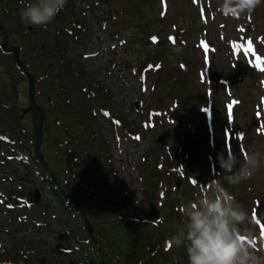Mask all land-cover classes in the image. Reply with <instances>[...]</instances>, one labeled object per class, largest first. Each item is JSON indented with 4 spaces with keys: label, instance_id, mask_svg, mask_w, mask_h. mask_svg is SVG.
<instances>
[{
    "label": "rangeland",
    "instance_id": "rangeland-1",
    "mask_svg": "<svg viewBox=\"0 0 264 264\" xmlns=\"http://www.w3.org/2000/svg\"><path fill=\"white\" fill-rule=\"evenodd\" d=\"M222 3L223 0H140L132 13L140 22L138 28L124 13L112 11L114 0H71L84 30H75L76 35L70 36L64 30L58 32L53 24L42 26L50 37L59 34L53 38L58 51L45 50L33 62L35 69L48 65L52 70L58 54H62L71 65L75 63L106 87L112 108L132 121L136 133H126L102 108L92 106L109 145L115 177L133 200L143 201L139 208L144 209V202L147 204L143 193L149 190L150 181L145 176L150 168L157 165L156 170L160 171L164 166H173L179 170L187 165V178L195 185L187 191L190 199L196 200L211 180L220 181L247 209L252 218L249 227L254 231L250 243L259 248L264 236L252 213L257 204L264 206V166L247 181L229 186L220 174L216 157L218 153H246L250 146L264 151V0L250 14L228 15L221 10ZM12 5L16 6L15 13L10 11L14 32L33 45L43 41L42 35L28 30L30 24L22 22L23 8L15 2ZM18 22L21 27L16 29L13 25ZM151 33L158 41L148 38ZM249 41L255 48L252 54L246 49ZM50 43L41 44L46 48ZM154 50L169 76L152 92V71L142 72L140 66ZM253 54L262 58L260 68L252 64ZM11 59L0 54V98L23 109L28 106L27 84L24 92L25 81L14 70ZM167 86L172 87L179 103L168 99ZM81 97L77 93L70 99L83 101ZM181 138L188 144L179 162L177 148ZM2 156L0 149V256L12 248L22 250L21 245L25 244L29 249L18 252H31L30 264H40L41 259L42 264H76V241L60 232V225L52 218L55 212L41 216L40 211L55 203V198L39 188L37 180L26 173L25 166L14 162L15 158L2 163ZM192 168L200 178L191 172ZM161 178L166 185L172 182ZM183 183L185 186L184 181L178 182L177 193ZM34 186L41 195L37 207L27 197ZM17 197L18 205L14 206ZM169 198L177 207L173 194ZM162 205L163 199L161 208ZM172 206L169 212H175ZM85 214L93 221L91 212ZM79 222L77 217L66 221V226L76 230ZM140 227L142 231L150 230L148 225ZM97 241L103 248L104 244ZM3 260L0 264H6ZM26 261L20 257V264Z\"/></svg>",
    "mask_w": 264,
    "mask_h": 264
},
{
    "label": "trees",
    "instance_id": "trees-1",
    "mask_svg": "<svg viewBox=\"0 0 264 264\" xmlns=\"http://www.w3.org/2000/svg\"><path fill=\"white\" fill-rule=\"evenodd\" d=\"M12 2L13 0H0V24L6 31L7 42L17 46L26 69L34 78V99L41 107L44 119L40 142L42 158L64 195L78 199L84 213L91 212L93 221L90 223L98 228L101 244H104L105 264H187L185 250L174 246L169 239L176 226L183 223L184 217L179 212H169L171 204H168V210L165 205V208L162 206L161 212L158 209L160 205L157 204L159 197L155 198L156 189L160 188L158 177L165 174V169L160 175L155 167H152L149 175L145 176L150 183L149 190L143 193L148 204L145 205L144 202V209L139 208L143 201L133 200L124 194L123 185L111 168L109 145L99 129L92 106L95 104L105 110L126 133L136 132L134 124L112 108L106 87L96 83L89 74L83 73L75 63L71 65L67 59L57 58L54 69L50 70L48 65L35 69L33 61L40 59L38 53L48 49L57 50L53 47L54 36L50 37L41 26L35 25H30L31 31L44 38L36 45L17 35L11 22L10 11L15 13L16 10L10 4ZM139 2L140 0H114L116 6L112 11L124 13L130 18L132 25L140 28V22L132 14L138 8ZM70 3L71 0H67L64 9L57 14L53 23L58 32L66 29L70 34L76 35L74 31L84 30V24L74 14ZM109 16L111 14L107 15ZM13 27H21L20 22ZM42 42L45 45L51 42V46L48 45L46 49L44 44H40ZM11 63L18 76L25 81V92L26 79L12 59ZM148 64L152 67L151 89L154 92L160 83L166 82L169 75L156 50L146 58L140 69L143 70ZM170 84L171 82L168 85ZM172 92V87L167 86L168 99L179 103V98ZM77 93L82 96L83 101L72 102L70 97ZM33 136L30 113L23 111L16 103L0 98V149L3 152L1 161L4 160L2 163L15 158L14 162L25 166L26 173L37 180V186L55 198V203L47 205L46 209L40 212H56V221L62 225L63 222L79 218L76 208L70 202L63 201L59 189L34 157ZM187 144L183 142L180 150L185 151ZM143 160L147 161V156H144ZM143 166L145 165L142 163ZM163 185L162 195L165 198L169 196L170 187L167 186L168 182ZM182 195L186 196L185 193ZM10 197L13 198L12 195ZM139 209L143 211L137 212ZM139 225H148L150 230L142 231ZM118 228L120 234L117 232ZM21 247L29 249L25 244ZM112 252H115V255H111ZM13 253L12 248L3 256H11ZM82 259L86 264L96 262L94 256L88 253Z\"/></svg>",
    "mask_w": 264,
    "mask_h": 264
},
{
    "label": "clouds",
    "instance_id": "clouds-1",
    "mask_svg": "<svg viewBox=\"0 0 264 264\" xmlns=\"http://www.w3.org/2000/svg\"><path fill=\"white\" fill-rule=\"evenodd\" d=\"M261 2L223 0L221 10L228 15L250 14ZM22 3V22L46 26L64 9L67 0H22ZM216 162L224 181L229 186H238L264 166V151L250 146L239 155L218 153ZM200 191L196 200L180 207L183 223L169 237L174 246L185 250L187 264H264V241L259 248L250 243L254 238L249 227L252 218L244 205L215 179Z\"/></svg>",
    "mask_w": 264,
    "mask_h": 264
},
{
    "label": "water",
    "instance_id": "water-1",
    "mask_svg": "<svg viewBox=\"0 0 264 264\" xmlns=\"http://www.w3.org/2000/svg\"><path fill=\"white\" fill-rule=\"evenodd\" d=\"M0 32L3 35V41L0 43V49L2 52H11L12 53V57L13 60L15 62V64L17 65V67H19L20 69H22L25 77L27 78V100H28V106L26 108V110H29L31 112V117H32V125H33V133H34V140H33V153L35 158L39 161V163L49 172L51 178L53 181H55V179L53 178V175L51 173V171H49V169L46 166V163L43 161L42 159V155L40 152V141H41V133H42V124H43V116H42V112L40 107L35 103L34 99H33V80H32V76L27 73L23 67L22 61L21 59L18 57V51L17 48L15 46L12 47H7L6 46V34L5 31L3 29V27L0 25ZM29 195L32 197V202L37 203L39 200V193L37 192L36 188H33L32 192L29 193ZM65 200H69L72 202V204H74L78 211L82 214V210L81 207L78 203L77 200L75 199H70V198H66ZM261 220H262V224L264 225V211H261ZM85 227L87 229V231L90 234V226L88 224V222L85 220Z\"/></svg>",
    "mask_w": 264,
    "mask_h": 264
},
{
    "label": "snow or ice",
    "instance_id": "snow-or-ice-1",
    "mask_svg": "<svg viewBox=\"0 0 264 264\" xmlns=\"http://www.w3.org/2000/svg\"><path fill=\"white\" fill-rule=\"evenodd\" d=\"M153 39H155V38H153ZM170 39H172V38H170ZM248 47H249V51H251V41H249ZM261 234L264 235V232H262Z\"/></svg>",
    "mask_w": 264,
    "mask_h": 264
}]
</instances>
